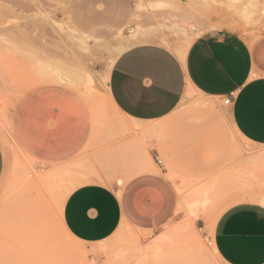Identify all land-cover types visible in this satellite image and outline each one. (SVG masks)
<instances>
[{
	"label": "rangeland",
	"instance_id": "obj_1",
	"mask_svg": "<svg viewBox=\"0 0 264 264\" xmlns=\"http://www.w3.org/2000/svg\"><path fill=\"white\" fill-rule=\"evenodd\" d=\"M217 30L263 37L264 0H0V264H222L213 224L240 200H264V146L240 143L239 194L225 196L236 200L200 201L199 187L188 185L168 225L155 235L121 227L96 257L60 222L67 194L81 184H121L146 163L175 181L163 158L157 164L147 152L151 137L138 138L140 127L109 99V73L134 46L183 56L194 39ZM174 113L224 116L226 109L188 92ZM66 126L85 142L58 161L50 143Z\"/></svg>",
	"mask_w": 264,
	"mask_h": 264
},
{
	"label": "crops",
	"instance_id": "obj_2",
	"mask_svg": "<svg viewBox=\"0 0 264 264\" xmlns=\"http://www.w3.org/2000/svg\"><path fill=\"white\" fill-rule=\"evenodd\" d=\"M188 92L217 103L233 97L224 105V116L174 113ZM108 97L125 119L140 127L138 138L151 137L147 152L163 158L175 181L146 163L145 171L121 184L89 182L71 190L60 222L91 257L121 227L155 235L175 219L179 190L188 185L199 187L200 201L236 200L225 196L239 194L240 143L264 146V36L248 40L217 30L194 39L183 56L158 44L134 46L113 64ZM66 127L57 142L47 144L56 145L58 161L76 155L85 142L79 130ZM4 168L0 144V179ZM251 197L256 196L226 208L213 224L211 240L222 264H264V200Z\"/></svg>",
	"mask_w": 264,
	"mask_h": 264
},
{
	"label": "built area",
	"instance_id": "obj_3",
	"mask_svg": "<svg viewBox=\"0 0 264 264\" xmlns=\"http://www.w3.org/2000/svg\"><path fill=\"white\" fill-rule=\"evenodd\" d=\"M232 97L233 95H230L229 97L223 99V105H226V106L229 105ZM156 161H157V164H160V161L158 159H156Z\"/></svg>",
	"mask_w": 264,
	"mask_h": 264
},
{
	"label": "bare ground",
	"instance_id": "obj_4",
	"mask_svg": "<svg viewBox=\"0 0 264 264\" xmlns=\"http://www.w3.org/2000/svg\"><path fill=\"white\" fill-rule=\"evenodd\" d=\"M89 42V41H88ZM82 46V45H81ZM85 47V46H84ZM86 48H87V45H86ZM91 48H95V47H91ZM97 48V47H96ZM83 49V48H82ZM90 50V49H89ZM129 159V158H128ZM146 170L148 171H154L156 170L154 166H147Z\"/></svg>",
	"mask_w": 264,
	"mask_h": 264
}]
</instances>
